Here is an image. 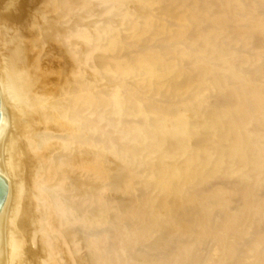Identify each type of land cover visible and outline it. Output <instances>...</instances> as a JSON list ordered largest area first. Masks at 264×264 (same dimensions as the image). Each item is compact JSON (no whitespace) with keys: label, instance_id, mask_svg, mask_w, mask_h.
Segmentation results:
<instances>
[{"label":"bare ground","instance_id":"obj_1","mask_svg":"<svg viewBox=\"0 0 264 264\" xmlns=\"http://www.w3.org/2000/svg\"><path fill=\"white\" fill-rule=\"evenodd\" d=\"M27 2L29 6L34 4L33 0ZM107 8L115 20L111 21L110 17L101 20L102 28L98 22L95 23L98 25V29H94L98 31L95 45L102 49L105 44H110L108 35L111 27L115 31L119 25L116 18H120L122 26L118 31L121 35L120 42H117L120 53L110 56L106 66L139 67L132 75L146 83V125L139 123L141 120L131 125L129 120L134 115L127 113L122 117L106 118L104 125L99 121L100 110L117 111L116 105L125 96V89L117 92L115 98L85 97L88 92L84 90V65L86 61L87 64H95L96 61L93 51L90 55L86 52L88 57H85L82 49L83 37L90 35V32L83 34L87 26L84 27L98 21L105 11L108 12ZM37 12L49 24L44 32L56 38L58 47L69 55L70 61L68 67H46L45 77L33 90L27 80V59H22L20 54L24 56V51L20 53L22 46L20 48V43H17L21 37L27 39L24 33L29 38L33 32L32 12L21 20L25 23L13 36L0 41V180L6 189V196L0 204V264H101L97 246L99 238L104 233L109 234L108 240L114 238L113 233L110 235L112 231L102 229L98 223L96 201L98 194L105 197V190L102 186V194L99 193L101 186L97 184L95 151L98 144L103 143L100 136L107 134L102 132L103 127L116 129L112 132L107 130V136L110 133L112 139L109 143L121 148L122 143L116 138L120 135L119 128L132 126V134L139 137H152L163 129H169L178 136L159 137L160 146L168 141L170 146L183 151L190 147L185 134L204 127L212 131L211 134L220 131V151L211 156L217 159L228 150H238L247 166L232 178L237 177L246 184L263 183L264 188V0H102L88 11L81 10L72 2L43 0ZM83 13H88V18L85 15L87 19ZM105 23L109 25L106 28L103 27ZM124 23L131 24L129 31L135 32L131 34L133 40L128 45L124 40L129 38L122 35L126 32ZM89 39L85 40L92 41V46L94 38L89 36ZM113 40L117 41L116 38ZM21 59L24 67L19 65ZM119 79L125 80V76ZM141 89L138 90L141 92ZM186 101H190L191 111L195 112L190 116L191 122L173 120L171 111ZM109 103L112 105L100 108L102 104ZM185 111L189 112V108ZM130 141L135 144V137ZM209 141L211 136L206 135L195 145L192 143L196 147L192 156L208 148ZM130 150L134 153L133 148ZM129 158L132 159L131 156ZM222 165L229 167L232 163L222 160ZM251 166H258L259 173L248 171L247 167ZM116 176L113 179H121ZM216 183L214 186L218 185ZM236 183H226L232 195L240 199L230 200L227 208L231 211L236 210L239 203L251 209L255 203L264 202L263 189L260 193L244 189L238 192L234 187H239ZM209 187L200 193L209 191L212 188ZM114 199L121 203L119 198ZM126 207L129 204L124 206V210ZM203 215L202 212H193L187 222L195 226ZM225 215L228 216L224 210L211 213V231H219L218 226ZM175 216L180 218L178 213ZM181 220L177 219V222L182 223ZM172 223L176 224V221ZM258 223L262 226L260 230L251 223L246 224V233L230 236L227 251L218 257L219 264H234L236 256H241L238 253L244 248L243 243L248 249L250 243L256 242L257 237L264 233V219ZM144 241V250L140 241L124 242L114 254L115 264H121L124 258L128 259L138 251V255L144 254L142 250L146 253V238ZM189 241L183 238L178 245L188 243L189 246ZM171 244L167 242L158 248L163 251ZM254 245L258 248L259 258L251 261V254L245 253L247 259L242 260L243 264L264 263V243ZM110 246L102 249L108 251ZM160 250L157 249L156 254V250L152 254L148 252L149 256L160 255L162 257L156 258L164 257L167 264L199 263L186 259L177 263L170 257L173 256L172 249V253H160ZM131 257L130 261L139 262L135 256ZM103 259L106 264H113L109 257Z\"/></svg>","mask_w":264,"mask_h":264},{"label":"rangeland","instance_id":"obj_2","mask_svg":"<svg viewBox=\"0 0 264 264\" xmlns=\"http://www.w3.org/2000/svg\"><path fill=\"white\" fill-rule=\"evenodd\" d=\"M42 1L43 0H33L34 4L29 6L27 4V0H0V41L8 39V37L11 35L13 36L14 32H16L18 28H21L24 25L25 22L21 20L24 19L27 14L29 15L30 12H32V21L34 22V27L32 28L33 32L31 36H29V38L27 37V34L24 33V36L27 39H22L21 37L19 38L20 40H18L17 43H20V48L22 46L20 53H22L21 51H24V56L23 54H20L22 59H24V57H26L27 59V65L29 67L28 78L30 79L27 80L29 85L32 86L31 88L33 90L36 85H38L45 77L46 74H44V72L46 73V67H68L70 61L69 55L61 51L58 47L56 38L52 37L53 35H48L44 32L49 24L45 22L43 17L37 12L39 3H41ZM63 1L75 3L76 5H79L81 10L88 11L89 8L92 9L94 8V6L100 4L102 0ZM107 9L108 12L105 11V13L103 12L104 10H101V12H103L105 15H103L101 18L99 17V20L97 18L98 21L94 20L95 18H93L92 20L94 21L90 24L88 23L87 25L85 24L88 22V20L87 22L85 21L86 23L84 24V29L87 26L86 29L87 31H89L85 32V29L83 34L85 35L90 32L89 36L91 39L94 38V42L95 38L98 37V25H100V28H102L103 22L101 20H108V17L111 16V13L109 14L111 10L109 8ZM85 15L87 16L88 13H85ZM86 16L85 19L88 18V16L87 18ZM111 19H113V21L115 20L113 16L110 17V20ZM116 21H119L118 28H120L122 26V23L120 24V22L122 21H120V18H116ZM97 22L98 25L95 26V23ZM106 23L103 25V27L105 28L106 25L107 27L109 26ZM112 23L113 22H111V24ZM126 25L127 23H124L126 32L122 33V35L123 37L129 38L128 40H124L125 44L127 43L128 45L131 44L135 32L133 31V34L132 31H129L131 29H129L131 24L127 26ZM95 27L97 28L96 30H94ZM112 28L113 26L111 27V33L108 35L110 37L109 39H111V41L109 40L110 44H107L108 46L105 44L106 47H102V49H100L101 47L95 45L96 42H93L95 47L93 46V44L92 47V41L88 42L90 41L89 36H87L86 38L83 35L84 39L81 44L82 49H84L83 51H85V57H88L86 55H90V53L93 51V55L95 54L94 59L96 61H94L95 64L89 63L90 65L87 64L86 61V65H84V90L88 92L85 93V97L92 96L94 98L99 97L100 99L106 97L115 98L117 92L124 91L125 89V96L120 100L119 105H116L117 111L100 110V112L98 113L99 117L97 116L98 118H100L99 121L104 125V123L106 122V118L119 116L122 117L124 113H127V115H134L133 117H131L132 119L129 120V122L131 121V125H133V123L135 124V121L139 120H141V122L139 123H141L142 125H146V120H148V117L146 116V93L144 94V92L146 91V83L139 81L132 75L133 72H137V68L139 67H117L115 65H112L113 67L109 65L106 66L108 64L106 63V61L110 56L116 55V52L120 53V51L118 52L119 45L117 46V42H120L119 37L121 35V32L118 31V28H116L115 31H113L114 29L112 30ZM128 32L130 34H128ZM128 35H130V37H128ZM114 37L117 39V41L113 40L115 39ZM85 39H88V41H86ZM105 43H107V41H105ZM127 50H129V47H127ZM86 52L89 53L87 54ZM22 59L20 60L21 63L19 62V65H22L24 67V62L22 61ZM123 76H125V80L119 79V77ZM113 80L116 83L112 82ZM128 82L132 83L133 86ZM92 83H96L95 86H92ZM114 83L116 85L113 88L112 86H114ZM88 84L92 85L90 86ZM140 87L142 88L141 92L143 93L138 90L140 89ZM104 93L105 95H102ZM172 94L174 93L172 92ZM170 96L171 95H169L168 98H170ZM109 105H112V103L102 104L100 108L108 107ZM126 106L127 108H125ZM188 108L190 113L187 112L188 110L184 112V110ZM123 109H125V111ZM176 110L171 111V114H173L174 116L173 120L181 123H190V116L195 113L191 111L190 101L179 103V107ZM198 120H200V118ZM133 128L134 127L128 125L126 127L117 129L120 132V135L116 136V138L121 141V148L119 147V145L109 143L112 139L110 138L112 137L110 133L108 135L109 137L107 136V130L112 132L116 129L114 127H108L106 129L105 127H103L102 132L107 134H105V136H100V139L103 140V143L98 144L99 147H97L95 151L97 155V163L95 165L98 173L97 184L101 186H98L100 187L99 193L102 186L105 190V192H103L105 197L103 198V195H101V197L98 194V198L96 201L99 207L98 223L99 226H102V229L106 228L109 232L112 231L110 232V235H112L113 233L114 236L112 240H108V237H110L109 234L104 233L99 238L97 246L101 264H106L103 259L105 257H109L111 259L110 262L112 261L113 264H115L116 259L114 257V254L116 250L121 248L124 242L129 243L131 241L137 240L140 241V244L143 247L145 238L147 246L145 249L146 253L145 251H143V247V250H139H142L144 254L138 255V251L136 254L129 255L128 264H167L164 257L162 259H159L160 257H162L160 255H150V257L148 252L152 254L156 250V254L157 249L158 251L160 250L158 246H161L167 242L171 244L172 241L173 243L171 244V246L164 247L163 251L160 250V253L161 251H169L170 253L173 252V256L170 257L171 259L176 260L177 263L182 262L186 259L189 262L219 264L218 257L225 251H227V241L231 239L230 236L246 233V226L248 224L251 225V223H254L255 227L260 230V227L262 226H259L258 222L264 219V202L255 203L254 207L251 209L245 208L239 203L240 206L237 205V209L232 210L233 212L229 208H227L230 204L231 199L234 198V201H237L239 199L238 196L232 195L230 190L226 187L227 184L237 181L236 185H238L239 187H234L235 189L237 188L236 190L238 192L244 189L260 193L262 189L264 190V188H262L263 183L253 182L246 184L241 182L240 179H236L237 177H233L234 179L232 178L235 173H238V171L240 172V170L246 169L247 166L246 161L243 160L241 156H239L238 150H228L222 157H219L217 159H214L211 156V154L220 151V142L222 141V135L220 131L211 134L210 132L212 131L204 127L198 131L185 134L184 136L190 141V147L186 151H183L177 147L170 146L168 141L166 145L160 146V144L162 143L160 142L161 140L159 139V137L168 139L170 137L178 136L169 129H163L159 132V134H156L152 137H139L138 135L132 134ZM206 135L211 136V141H209L208 148L206 147L207 149H201L196 152L194 156H192V151H194L193 149L196 148L192 143H194L195 145V142L198 141L199 138ZM132 137H135V144L131 143L130 141ZM124 147L127 149H125ZM131 148H133L134 153L131 152ZM130 154H132L133 156ZM130 156L132 157V159L129 158ZM200 157H203V159H200ZM222 160H228L232 163V165L229 167H224L222 165ZM144 162L147 164H144ZM87 166L88 165L86 164V167ZM253 166L247 167V170L258 172L259 167ZM120 171L122 173H119ZM115 172L116 175H118V177L122 180L113 179V177H117L116 175H114ZM123 173H125L126 176H123ZM215 181L218 183V185L216 186H214ZM120 182L121 185H119ZM219 182L225 184L220 185ZM240 183L243 187H241ZM209 184H212L214 187L210 186ZM106 185L108 187H106ZM117 186L119 187V189L117 188ZM209 186L212 187L209 191H206L205 193L204 191H202V193H200V190H206L205 187L207 188ZM222 187H224V190L221 189ZM107 198L110 200H108ZM114 198H119L118 200H120L121 203L124 199L123 201L126 204L123 203L121 205V203L116 201ZM128 204L129 207H126L124 210V206H128ZM236 204L237 203L235 202V205ZM217 210H224V212H226L228 216L225 215L226 217H222L221 221L223 222L220 223V226H218L219 231L214 230V233V231L210 230V226H212L210 224V215ZM197 211L202 212L204 215L201 221L197 225L193 226L187 221L191 213H195ZM175 213H178L180 218H177L175 216ZM177 219L179 220V222L182 219V223L177 222ZM174 220L176 221V224L172 223L175 222ZM159 223L160 226L158 225ZM178 223L180 227L177 225ZM127 226H129L130 229L129 227L127 228ZM163 233H165V236L162 237ZM164 237L166 238L163 239ZM183 238L190 239L189 246L188 243L185 246L178 245ZM170 239L172 241H170ZM154 241H156L157 243ZM260 242L264 243V233L257 237L254 244H258ZM175 244L177 245L176 247L174 246ZM254 244L250 243V246L247 249V247H245V244L243 243L244 248H242L238 253L239 256H242V258L241 256L238 258V255L236 256V260L240 262V264H243V259H247V257H244L245 253L251 254V257L249 258L251 261H256L259 258L257 252L258 248ZM107 245H111L108 251L102 249L106 248ZM148 245H150V247ZM173 246L174 248H172ZM151 247L153 249H151ZM149 249H151L152 251H150ZM208 249L210 250V252ZM107 252L109 253L107 254ZM174 253L176 255H174ZM145 254H147L146 257ZM134 256L139 260L138 263L132 262V259V261H130L129 257L134 258ZM128 259H122L123 261H121V264H127ZM137 259L134 260L137 261ZM156 260H158V262ZM236 260L234 264H239Z\"/></svg>","mask_w":264,"mask_h":264},{"label":"water","instance_id":"obj_3","mask_svg":"<svg viewBox=\"0 0 264 264\" xmlns=\"http://www.w3.org/2000/svg\"><path fill=\"white\" fill-rule=\"evenodd\" d=\"M6 196V189L3 186V183L0 180V204L3 202L4 198Z\"/></svg>","mask_w":264,"mask_h":264}]
</instances>
